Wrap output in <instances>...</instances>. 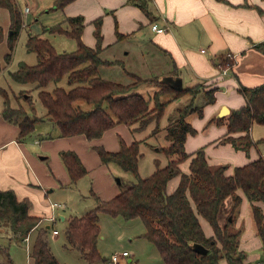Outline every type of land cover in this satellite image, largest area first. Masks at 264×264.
I'll return each instance as SVG.
<instances>
[{
  "label": "trees",
  "instance_id": "trees-1",
  "mask_svg": "<svg viewBox=\"0 0 264 264\" xmlns=\"http://www.w3.org/2000/svg\"><path fill=\"white\" fill-rule=\"evenodd\" d=\"M68 1L55 0V5L61 7ZM137 3L145 7L144 2ZM0 7L9 11L11 33L8 44L12 49L22 19L14 0H0ZM99 21L97 19L96 23ZM83 24V17L78 15L43 27V31L63 33L74 38L76 48L71 51H57L48 38L29 32L25 46L28 51L36 53L37 61L34 64L21 61L15 70L9 72L14 80L33 82L39 88L37 95L46 109L45 116L57 126L60 136L84 134L87 138L99 137L117 123L130 125L138 122L137 128L142 129L151 120L158 121L161 117L168 101L161 100V95L170 94L171 98H176L190 94L191 98L176 108V116L166 126L153 128L151 133L157 135V149L164 153L167 163L160 166L155 159V169L147 176L141 177L138 174V159L141 155L138 140L129 144L121 140L120 148L114 151L95 146L102 163L114 162L125 171H130L136 180L108 200L100 199L92 192L96 205L82 215L67 219L65 234L68 244L78 249L89 264L102 259L96 243L100 234L99 213L105 212L112 216L120 215L124 219L139 217L145 227L141 236L153 243L163 264H219L222 257H225L228 264H263L262 261L245 262L244 254L238 251L240 230L233 231L229 225L233 219L232 212L241 201L238 192L241 190L250 201L253 222L264 249V213L258 204H264V158L258 157L235 166L232 173L226 174L225 166H210L207 163L203 147L191 153L184 148L187 134L195 133L192 118L202 115L204 103L214 101L216 87L200 89L202 83L176 87L167 81L142 78L134 73H129L133 80L131 82L104 78L99 73L100 65H109L118 60L101 59L97 46L91 47L82 42L80 33ZM96 36L99 38L98 29ZM256 46L264 51V43ZM9 57L8 52L5 60L8 61ZM218 59L221 67L233 63L227 56ZM63 76L76 84L68 89L59 85L51 90L41 89L50 82L59 81ZM148 83L157 87L150 98L135 90ZM29 91L22 95L27 96L30 113H33L35 108ZM238 91L244 96L245 103L215 118V121L225 124L227 128V135L221 140H232L236 148L247 151L253 143L248 134L251 124L264 123V82L255 86L239 85ZM199 93L204 101L194 103ZM2 94L1 115L5 120L17 124L18 137L21 139L33 131L35 123L42 117L30 116L21 106H11L9 96L4 91ZM79 98L92 103L93 107L83 110L75 106L73 102ZM233 132L243 134L233 137L230 135ZM260 141H264V138ZM60 156L71 182L87 172L73 150H62ZM187 158L188 172H181L179 163ZM175 175H179L178 184L173 191L168 192L167 182ZM226 199H229L231 209L221 224L219 212ZM29 204L27 199H18L13 190L0 189V221L9 225L20 238L26 236L40 220L38 216L29 213ZM199 216L209 222L212 236L204 234ZM44 231L37 233L31 245L33 264H66L59 262L50 251ZM193 242L201 243L207 248V253L195 251L192 248Z\"/></svg>",
  "mask_w": 264,
  "mask_h": 264
},
{
  "label": "crops",
  "instance_id": "crops-1",
  "mask_svg": "<svg viewBox=\"0 0 264 264\" xmlns=\"http://www.w3.org/2000/svg\"><path fill=\"white\" fill-rule=\"evenodd\" d=\"M52 1L54 7L51 9L52 11L50 10V15H47L41 23L35 24L28 20L25 24V21L22 20L21 28L27 27V34L29 32L36 33L48 39L51 35L70 37L63 33L43 31V27L60 21L64 22L67 17L82 16L84 20L80 33L82 42L91 47L97 46L101 59L118 60L109 65L101 64L99 73L100 69L106 70L112 65L118 64L125 75L123 81L100 74L102 77L128 82L129 73H134L142 78L162 79L164 76H172L180 79L181 86L202 83L206 89L216 87L214 101L204 103L202 115L195 116L191 120L195 133L187 134L184 141V148L188 153L203 147L207 163L210 166H225L226 174L232 173L235 166L243 165L258 157L264 158V141H260L264 138V123L253 122L251 124L248 134L253 143L245 151L236 148L232 140H221L226 137L227 128L225 124L215 121V118L224 116L219 115L223 107H226L230 112L245 103L244 96L238 91L239 85L255 86L264 82V51L256 46L264 43V0H70L61 7H56L55 0ZM139 1L144 2V8L138 5ZM32 3L35 10L38 5L34 0ZM97 19H100L99 23H96ZM151 24L164 27L165 30L156 32L151 28ZM0 26L2 28L0 43H4L5 39L8 44V36L11 33L10 15L5 7H0ZM97 29L99 38L96 36ZM118 34H121V37H118ZM125 42L129 43L132 50L123 51ZM227 54L232 55V57H227L233 63L228 67H221L218 58ZM34 57L33 63L30 64L37 61L36 53ZM4 70L5 66L2 63L0 73H3ZM223 70L225 71L223 72ZM153 87L155 91L156 86L153 85ZM2 88L4 89L0 86V89ZM166 95L168 97L165 100L168 101L159 120L153 119L145 126L150 130L137 128L138 122L130 125L117 123L106 129L99 137L94 138H87L84 134L60 136L57 126L45 116V109L38 115L45 121H43V127L38 129L37 135L43 134L48 138L37 139L39 142L42 140L39 147L45 154L42 158H45L47 154V166L37 160L30 151L31 146H34L33 144L37 140L36 137L30 135L25 141H19L17 139L19 133L17 124L2 117L3 104H0V189H11L18 199L29 200V213L40 218L36 226L24 236L27 237V241L21 237V241L27 243L29 264H33L30 245L37 233L44 229L46 240L48 229L51 228L52 236L58 234V232L52 233V229L56 228H52L53 225L47 217L53 212L65 221L66 225L69 217L77 216V214L71 213L72 209L70 212L66 208L64 201L61 203L58 201L60 199H54V195H60L62 191L75 188V185L79 184L87 175L92 180L90 190L98 193V195L94 194L100 199L108 200L120 191L114 182V175L119 174L123 177L124 173L113 166L114 162L102 163L95 146H102L106 150L114 151L120 148L121 140L127 144L134 140L145 142L146 137L151 135L154 145L157 144L155 145L157 149V135L151 133L153 128L166 126L169 122V114L174 113L180 104L187 103L191 98L190 94L176 98H171L170 94ZM197 96L201 97L198 103H203L202 94L199 93ZM168 104H171L170 110L173 111H168ZM166 114L168 121L164 122L162 117ZM151 122H155L153 127H151ZM51 128L52 131H50ZM242 134L233 132L230 135L238 137ZM62 150H73L87 170L75 182L70 181L66 166L61 159L60 152ZM165 159L166 164V156ZM157 160L160 165V160ZM186 161L187 163L184 161L179 163L182 172H188L189 158ZM95 170L99 171L98 175L100 174L104 178L102 186L96 182L93 176ZM178 181L179 175L170 178L166 186L167 191H173ZM238 192L246 198L243 191L238 190ZM51 201L59 202L61 206L52 210ZM258 204L264 212V204L261 202ZM66 210H68V214ZM226 213L227 210L223 211L221 208L219 212L221 224L224 222ZM199 222L204 234L212 236L213 230L209 222L202 216H199ZM258 236L255 230L252 239H250L251 246L246 245L256 250L257 259L260 252L264 253L262 241ZM8 238L12 240L13 236L9 235ZM96 245L100 254L98 239ZM48 246L51 251L49 244ZM7 256L8 260L13 262L11 253L8 251ZM129 259L133 260V253H129L125 260H121V264ZM136 260L138 261L137 258ZM101 261H105V255H102ZM137 261L133 264H137ZM260 261L264 262V260ZM161 262L163 264L162 259ZM246 262L254 263L255 261L247 260ZM225 264H228L226 259Z\"/></svg>",
  "mask_w": 264,
  "mask_h": 264
},
{
  "label": "rangeland",
  "instance_id": "rangeland-1",
  "mask_svg": "<svg viewBox=\"0 0 264 264\" xmlns=\"http://www.w3.org/2000/svg\"><path fill=\"white\" fill-rule=\"evenodd\" d=\"M34 1L38 5L37 8L34 10L33 8L34 4L32 3V0H28L30 5L32 3L31 11L26 15H22L21 8L23 7V3H24L23 0H14L16 7L20 12L21 19L25 21V24L28 22V20L33 21L32 23L35 24L41 23L42 20L45 17H47V15H50L49 12L54 7L52 0H34ZM47 11L48 13H46ZM26 36H27V27L23 26V28H20L16 38L13 40L12 49H10L9 44L6 43L5 39L3 40L4 43H0V65L3 63V65L5 66V70L3 71V73H0V86L4 87V89L2 88L0 90L4 91L7 94V96H9V103L11 105H13L14 107L17 106L23 107V109L30 116L33 115L38 116L42 111H45V107L40 103V100L37 95V91L39 88L36 89V87H34L35 83L33 82L16 81L10 76L9 73L10 71H12L17 67L18 62L21 60L29 64L33 63L34 61L35 52L30 51L31 52L30 53L29 51H27L25 47ZM49 39L57 51H71L76 48L75 41L73 38L63 35L60 36L51 35L49 36ZM130 49L132 50V47L129 45L128 42H125L123 51ZM8 52L10 53V57L8 61H6L5 55ZM117 65L118 64L112 65L106 70L100 69V74L108 78L123 81L125 79V75L122 73L120 69L121 66L120 65L117 66ZM129 81L131 82L133 80L129 77L128 82ZM75 84L76 83L69 82L67 77L63 76L59 81L50 82L46 86L41 87V89L51 90L57 85L68 89ZM204 88H206V86L204 84H201L200 89H204ZM29 89H30L29 91L30 97L32 99L35 108V111L33 113H30L31 112L29 109L30 103H28L26 99L27 96L22 95V93L27 94L26 91ZM136 91L142 93L145 97L150 98L153 94L154 87L153 84H149V83L142 84L138 87ZM167 97L168 95L163 94L160 96V99L165 100ZM195 98H196L195 99L196 102L194 101V103H198L201 99V97L198 96ZM3 99H4L3 94L0 91V104H3L2 102ZM73 104L75 106L80 107L83 110H89L93 107L92 103L87 102L81 98L76 99L73 102ZM170 106L171 104L169 105V107H167L169 109L168 110L169 112L173 111L172 109L170 110ZM173 116H176V112L174 113L171 112L169 114L168 120H170ZM162 118L164 122L168 121L167 114ZM43 121L45 120L42 119L41 121L38 120L35 123L34 130L30 134H28L27 136L21 139L18 137L17 139L19 141L21 140L25 141L26 138H29L30 135H33V137H36V139L48 138V136H43V134L37 135L38 129L40 127H43L42 125L44 124ZM151 124H152L151 127H153L155 125V122H151ZM141 130L148 131L150 129L149 127L147 128L144 127ZM50 131H52V128L50 129ZM39 139H37L36 142L33 144L34 146H31L30 151L35 155L37 160L41 161V163L44 166H47L48 157L46 154L45 158H42L44 157L45 154L41 152V147H39V143L41 142L42 144V140L39 142ZM155 145L151 135L146 137L145 142H141V141L139 142V150L141 152V155L139 157V162H138L139 163L138 174L141 177H145L153 171L155 167L154 166L155 159L160 160L161 163L160 166L165 165L166 159L164 153L156 149ZM183 161L187 163L186 159ZM114 164L113 166H116V168H118L117 170H119L121 173H124L123 177H121L119 174L114 175V182H116L120 190L124 189L127 185H129L131 182L136 180L135 176L130 171H125L124 169L117 167L118 165H114ZM182 166H184V164H182ZM98 172L99 171L95 170L93 172V176L95 177L96 182H99V184L102 186L104 178L100 174L98 175ZM117 178L119 179L120 182H117ZM91 181L92 180L90 176L87 175L86 177H84L82 181H80L79 184L75 185V188L62 191L60 195H54L53 198L60 199L58 200L60 202L64 201V203L66 204V208L69 211L70 209H72V212L70 211L71 213L81 215L82 213H85L86 211L90 210L96 205V198L92 194L93 191L90 190ZM96 194L98 195V193ZM240 196H241V201L232 212L233 219L232 221H230L229 228L233 231L240 230L238 236V251H241L244 254L245 262L247 260H249L250 262L253 261L260 262V260H264V253L259 251L260 254L257 259L255 256L256 250H254L252 247L246 246L251 242L250 239H252V235L256 229H255V224L253 223L251 217L250 201L247 199L246 196H245L246 198L242 197V195ZM222 209L223 211L224 210L230 211L231 204L229 199H226L224 201V205L222 206ZM68 210H66L67 214H68ZM50 223L53 225L52 228H56L58 232V234L55 236L54 235L52 236L51 228L48 229L47 232L48 244L50 245L51 251L53 252V255L56 257V259L59 262H64L66 264H89L86 262L85 259H83L82 254L78 249L68 244L65 234V221L57 217L55 222L52 223L50 221ZM98 224L100 230V234L98 237L99 251L101 257L102 255H105V260L112 253L126 250L128 253H133V260H131L132 263L137 261L136 260L137 258L138 259L137 264H162L159 253L156 250L153 243L141 237V233L145 230V227L143 221L139 217H135L133 219H124L120 215L112 216L108 213L100 212ZM9 235L13 236L12 240L11 238H8ZM26 244L27 243L25 241L23 242L21 241V238L18 233H15L10 229L9 225L0 221V264H29V257H28L29 255L27 253L29 252V250L27 251ZM249 245L251 246V244ZM7 251L11 253L13 262L8 260ZM30 251H31V245H30ZM105 262L106 261L102 262L101 259H99L90 264H105ZM219 263L225 264V257L220 258Z\"/></svg>",
  "mask_w": 264,
  "mask_h": 264
},
{
  "label": "built area",
  "instance_id": "built-area-1",
  "mask_svg": "<svg viewBox=\"0 0 264 264\" xmlns=\"http://www.w3.org/2000/svg\"><path fill=\"white\" fill-rule=\"evenodd\" d=\"M23 7L21 8V11H22V15H26L27 13H29L31 11V5L28 3L27 0H23ZM23 23V22H22ZM151 28L153 30H155L156 32H162L165 30L164 27H160V26H157L156 24H151ZM202 51H204V49H202ZM226 56H229V57H232L231 54H227ZM225 70H223L224 72ZM61 204L59 202H56V201H51L50 202V207L52 210H54V208H58L60 207ZM57 214L55 213H51L47 218L50 220V221H55L56 218H57ZM52 233L53 234H56L57 233V230L56 229H52ZM24 240L27 241V237H24ZM129 256V253L126 251V250H123L121 252H115V253H112L105 261V264H121V260H125L127 257ZM123 264H133L130 259L129 261H125ZM264 264V262H263Z\"/></svg>",
  "mask_w": 264,
  "mask_h": 264
},
{
  "label": "water",
  "instance_id": "water-1",
  "mask_svg": "<svg viewBox=\"0 0 264 264\" xmlns=\"http://www.w3.org/2000/svg\"><path fill=\"white\" fill-rule=\"evenodd\" d=\"M161 80L167 81L176 87H181L180 79L178 77L164 76ZM228 113H229L228 109L226 107H223L219 115H226ZM117 182H120L118 178H117ZM228 219L230 220L231 217H229ZM192 248L198 253H202V254L207 253V248L204 247L201 243L193 242Z\"/></svg>",
  "mask_w": 264,
  "mask_h": 264
}]
</instances>
